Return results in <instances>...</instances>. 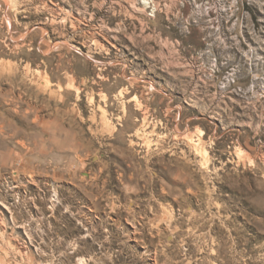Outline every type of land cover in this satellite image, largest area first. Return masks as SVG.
I'll use <instances>...</instances> for the list:
<instances>
[{
	"label": "rangeland",
	"instance_id": "obj_1",
	"mask_svg": "<svg viewBox=\"0 0 264 264\" xmlns=\"http://www.w3.org/2000/svg\"><path fill=\"white\" fill-rule=\"evenodd\" d=\"M0 264H264V0H0Z\"/></svg>",
	"mask_w": 264,
	"mask_h": 264
},
{
	"label": "bare ground",
	"instance_id": "obj_2",
	"mask_svg": "<svg viewBox=\"0 0 264 264\" xmlns=\"http://www.w3.org/2000/svg\"><path fill=\"white\" fill-rule=\"evenodd\" d=\"M192 148L195 149L197 152L204 154V149L202 148V146H198L197 144H191Z\"/></svg>",
	"mask_w": 264,
	"mask_h": 264
}]
</instances>
